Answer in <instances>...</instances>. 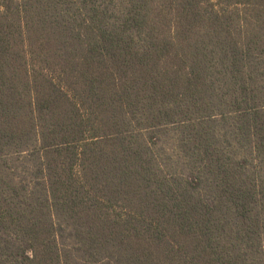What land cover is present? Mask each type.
<instances>
[{
    "label": "trees",
    "instance_id": "1",
    "mask_svg": "<svg viewBox=\"0 0 264 264\" xmlns=\"http://www.w3.org/2000/svg\"><path fill=\"white\" fill-rule=\"evenodd\" d=\"M0 264H264V0H0Z\"/></svg>",
    "mask_w": 264,
    "mask_h": 264
}]
</instances>
